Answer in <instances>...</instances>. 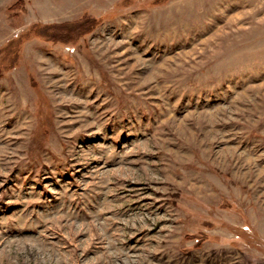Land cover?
Wrapping results in <instances>:
<instances>
[{
	"label": "rangeland",
	"instance_id": "obj_1",
	"mask_svg": "<svg viewBox=\"0 0 264 264\" xmlns=\"http://www.w3.org/2000/svg\"><path fill=\"white\" fill-rule=\"evenodd\" d=\"M0 264H264V0H0Z\"/></svg>",
	"mask_w": 264,
	"mask_h": 264
},
{
	"label": "trees",
	"instance_id": "obj_2",
	"mask_svg": "<svg viewBox=\"0 0 264 264\" xmlns=\"http://www.w3.org/2000/svg\"><path fill=\"white\" fill-rule=\"evenodd\" d=\"M97 22L95 19H91L89 17H83L81 20L76 22H65L61 23L59 25L52 26V32H48L51 39H62L63 34H58L59 32L66 31L65 34H72L73 32H80L81 30L83 32H89L92 30L93 27Z\"/></svg>",
	"mask_w": 264,
	"mask_h": 264
}]
</instances>
